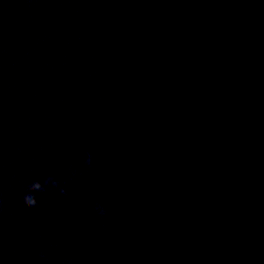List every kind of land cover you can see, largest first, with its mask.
Listing matches in <instances>:
<instances>
[{
    "label": "clouds",
    "instance_id": "1",
    "mask_svg": "<svg viewBox=\"0 0 264 264\" xmlns=\"http://www.w3.org/2000/svg\"><path fill=\"white\" fill-rule=\"evenodd\" d=\"M93 160L94 153L89 150L86 154L85 159L82 161V167L85 171L92 167ZM70 172L73 177L82 174L81 169L76 167H70ZM56 189L59 190L61 195H67V188L62 186L61 182L54 175H48L42 180L37 179L25 184L21 188L20 199L25 208L33 209L41 205L42 194ZM94 211L101 222H103L104 218L108 215L107 208L104 207L103 202L99 200L95 202ZM120 238H122V236ZM51 246L53 248L56 247L55 244H52ZM39 256L44 258L45 261L49 259L48 257H46L45 251L43 249L40 250ZM60 264H77V261L73 256H66L61 260Z\"/></svg>",
    "mask_w": 264,
    "mask_h": 264
}]
</instances>
